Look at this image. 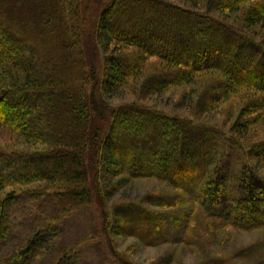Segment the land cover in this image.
<instances>
[{
    "label": "trees",
    "instance_id": "1",
    "mask_svg": "<svg viewBox=\"0 0 264 264\" xmlns=\"http://www.w3.org/2000/svg\"><path fill=\"white\" fill-rule=\"evenodd\" d=\"M78 2L0 0V128L38 146L30 154L0 152V264H72L76 248H61L50 234L56 224L90 205V182L95 184L106 172L120 177L119 188L129 180L153 179L172 189L147 197V204L163 213L141 205L118 208L121 215L141 214L151 227L160 220L180 219L172 240L118 229L146 246L172 241L189 245L188 229L197 223L184 214L187 206H196L214 223L206 230L264 229V179L257 173L264 163V141H248L252 119L239 124L240 118L231 130L237 136L226 138L191 119L135 103L111 108L105 117L99 89L113 93L134 82L139 91L134 96L145 98L192 86L198 91L185 94V99L199 94L197 102L188 101L192 116L206 114L231 96H240L244 106L255 107L252 115L259 114L264 108V0H186L191 7L165 0H112L94 30L107 66L104 77L85 61L86 19ZM232 14L240 19L231 23ZM160 40L165 41L163 52L155 49ZM253 53L255 65L248 70ZM229 59L230 65L222 62ZM191 136L211 148L210 154L194 156L184 142ZM221 149L239 154L236 167ZM182 161L192 162L190 173ZM50 198L53 215L47 213L51 217L10 245L12 206L24 199L40 203ZM114 257L107 264H131L118 253Z\"/></svg>",
    "mask_w": 264,
    "mask_h": 264
},
{
    "label": "rangeland",
    "instance_id": "2",
    "mask_svg": "<svg viewBox=\"0 0 264 264\" xmlns=\"http://www.w3.org/2000/svg\"><path fill=\"white\" fill-rule=\"evenodd\" d=\"M111 1L79 0L78 2L82 20L84 18L86 19L82 28L85 30L84 37H82L85 61L88 69L92 67L98 77H104L107 66L104 60L103 49L99 45V39L94 36V30L97 22H99L101 11ZM165 1L181 7L192 6L186 0ZM246 7L242 8L241 12H244ZM230 18V22L232 23V21L237 22L240 16L238 14H232ZM164 42L161 40L157 41V47L155 49L161 50L162 52L165 51L166 46ZM172 49L175 51L176 47L173 46ZM252 57H254V53L249 57L250 63L248 64L249 66L247 65L248 70H251L255 65L254 58L252 59ZM177 58L184 60L179 54ZM187 58L189 64L193 63L189 57ZM257 58L259 59V56ZM222 62L225 65H230L229 63L231 62L232 64L233 61L229 59L228 61ZM208 76L209 74H206V77ZM260 77L264 85V73ZM135 85L133 82L121 91L107 94L102 88H99L102 93L101 100H103L104 106L107 108L104 113L102 111L103 115L108 116L111 108H118L122 105L135 103L140 107H149V109H153L170 117L177 116L179 118L191 119L196 124L198 123L212 130L224 133L226 138H231V134L237 136L231 130L232 126L239 122L240 118L241 122L239 124L244 123V121L246 122L248 119H252L251 124H254L250 128L251 136L248 141H264V108L259 114L257 112L252 115L251 113H254L255 107L252 109L248 104L244 106V101H242L240 96L229 97L224 103L206 110V114L204 115L199 116L198 114L197 116H192V111L188 110L190 106V102L188 101H192L193 103L197 102L199 94L198 92L192 93V96L190 98L186 97V99L185 94L191 89L198 91L197 87L173 88L158 96L142 98L134 96V93H139V91L135 92L133 89ZM91 88V86L88 87V96H90ZM249 95L250 92L248 91L247 98ZM250 99L254 98L251 97ZM95 114L93 113V119H95ZM184 142L194 156L200 154L201 151L210 154L211 148L204 147L200 143L198 136H191L185 139ZM37 149L38 146L26 144L25 140L16 133H11L3 127L0 128V152L30 154ZM226 152L227 154H225ZM124 153L123 155L125 156ZM224 156L231 161L234 167H236V163L240 162L239 154L235 151L224 150ZM145 158L148 161L152 159L147 153L145 154ZM100 160L103 162V159ZM182 163L185 166L181 165V167L187 169V173H190L187 167L192 162L182 161ZM255 165L257 164L254 163ZM234 169L232 168L228 171V177L232 176L233 171H235ZM257 173L264 179V163H262L261 169ZM112 175L108 174V172L101 174L97 181L94 180L98 186H94L95 184L90 182L92 191L94 188L90 205L81 211H74L64 222H61L60 226L56 224L55 230L50 234V239L53 238V241L57 243L60 241L62 244L60 245L61 248H76L75 258L73 256L71 258L73 260L71 261L72 264H107V261L115 258L114 254L117 255V253L121 258L131 264H201L206 260L212 262L220 261L223 264H264V229L238 231L224 227V229L220 228L216 230L215 228L214 230L210 228L206 230L208 226H213L214 223L208 221L207 217L196 206H191L190 210V206H187V210L184 213L185 215L188 213L192 221H196L197 223L194 226L195 228L192 227L194 230L191 228L188 229L190 231H188L190 234L188 238L189 245L172 241L171 243H162L157 246H146L129 235L120 234L118 229L123 228L130 232L131 230L135 231L133 233L139 232L146 237L162 235L172 240L177 237L175 234L181 222L180 219L174 221V223L160 220L156 227H151L146 223L141 214L121 215L118 208L122 205H141L146 207L148 211L163 213L166 210L149 206L146 202L147 197L153 195L160 197L173 191L169 186L153 179L129 180L119 188L116 184L120 180V177H113ZM92 177L94 178V176ZM172 177L175 176L172 175ZM182 184L185 185V182ZM37 186L40 185H34L33 187ZM7 192L8 190L1 193V198L4 199V194ZM158 202L162 201L159 200ZM53 204L54 201L50 198L40 203L24 199L13 205L11 208V223L13 229L9 235L10 245L19 242L29 235L32 230L36 229L45 220V217H51L54 212ZM47 213L51 216H48ZM119 215H121V220L119 219ZM104 216H106V220L103 218ZM188 232L186 233L187 236ZM44 239L47 240V237H44Z\"/></svg>",
    "mask_w": 264,
    "mask_h": 264
}]
</instances>
